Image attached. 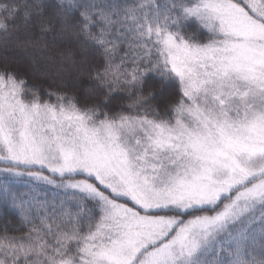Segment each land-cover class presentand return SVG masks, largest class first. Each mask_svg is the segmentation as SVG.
<instances>
[{
	"label": "snow or ice",
	"instance_id": "6c2138e0",
	"mask_svg": "<svg viewBox=\"0 0 264 264\" xmlns=\"http://www.w3.org/2000/svg\"><path fill=\"white\" fill-rule=\"evenodd\" d=\"M0 47L55 67L0 65V264H264V0H0Z\"/></svg>",
	"mask_w": 264,
	"mask_h": 264
},
{
	"label": "trees",
	"instance_id": "16d2710c",
	"mask_svg": "<svg viewBox=\"0 0 264 264\" xmlns=\"http://www.w3.org/2000/svg\"><path fill=\"white\" fill-rule=\"evenodd\" d=\"M5 63L14 67L20 76L26 77L30 84H38L46 88L54 78V66L40 63L39 71H37L32 67L29 59L22 53L11 50L6 52L2 47H0V65H3ZM42 73H48L49 77L44 78L41 75ZM5 220L6 217L0 215V229L3 228ZM12 230V228L9 229V231Z\"/></svg>",
	"mask_w": 264,
	"mask_h": 264
}]
</instances>
